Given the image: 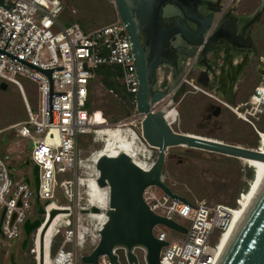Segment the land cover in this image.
Wrapping results in <instances>:
<instances>
[{
    "label": "built area",
    "instance_id": "obj_1",
    "mask_svg": "<svg viewBox=\"0 0 264 264\" xmlns=\"http://www.w3.org/2000/svg\"><path fill=\"white\" fill-rule=\"evenodd\" d=\"M64 11L62 0H3L0 3V84H13L19 89L27 113L25 120L9 128L18 136L32 140L29 160L39 167L36 193L33 182L27 183L24 176L19 179L11 177L8 161L0 156V253L10 246L12 240L23 241L26 220L37 218L38 197L45 220L49 219L54 208L67 210L57 220L48 248L44 241L42 264H79L85 247L88 244L92 248L96 246L98 231L106 221V218L101 220L93 217V213L85 212L95 206L89 201V184L92 180L97 181L99 172L95 169L96 164L82 171L86 159L79 149L80 136L97 127L93 123L94 114L87 106L92 82L98 77L97 68L119 66L121 75L118 81L133 96L134 104L139 90L135 56L126 25L117 18L92 30L82 28L77 22L63 26ZM48 70L51 71L50 77L45 72ZM22 80L33 84L35 104L27 100ZM186 82L197 88L192 80ZM245 104L253 109L264 106V76ZM167 105L163 104L166 110ZM240 106H231V109L243 118L253 114L250 110L243 114L238 112ZM143 118V114L135 111L116 126L125 132H134L141 144L148 146L142 135ZM153 163L144 161L146 168L143 169L149 170ZM63 174L70 177L58 182V175ZM58 189L67 205L57 203ZM78 196L85 199L82 205L77 204ZM143 199L155 214L188 229L182 233L162 223L154 226V235L167 243L161 249L160 264L215 263L214 252L230 225L234 207L189 199V203H185L172 198L156 185L145 189ZM96 207L103 212L108 202L104 207ZM92 220H96L93 229L90 228ZM44 226L45 221L32 231L27 244L34 264H41L40 237ZM98 262L111 264L107 255L100 256Z\"/></svg>",
    "mask_w": 264,
    "mask_h": 264
},
{
    "label": "water",
    "instance_id": "obj_2",
    "mask_svg": "<svg viewBox=\"0 0 264 264\" xmlns=\"http://www.w3.org/2000/svg\"><path fill=\"white\" fill-rule=\"evenodd\" d=\"M203 1L205 0H113L118 18L126 25L135 56L139 80V90L135 94V111L144 115L143 138L158 150V155L149 170L136 164L126 152H120L116 156L103 154L97 159V182L101 188L109 190L108 207L103 211L106 221L98 231L99 240L96 246L90 253L81 255V263L99 264V257L107 255L111 264H122L118 251L123 250L128 264H140L136 250L141 249L145 264H160L161 249L167 243L154 235V226L162 223L182 233L187 232L185 226L155 214L143 199L145 189L156 185L172 198L189 203L186 196L175 192L165 180L164 165L168 148L186 146L264 162V152L257 148L176 132L166 119V108L163 104L166 101L171 104L178 103L186 86L182 81L177 87L174 78H170L165 88L156 83L157 68L163 61L167 45L183 43L195 48L204 46L201 51L204 53L218 40L215 29L209 38L206 37L215 16L221 11V6L218 3L216 6L204 7L200 5ZM171 12L176 13L179 19L173 26L165 27L162 16L170 15ZM183 16L200 25L199 28L192 29L183 20ZM141 32L145 34L144 43L140 38ZM248 41L252 48V41ZM191 56H195V53H191ZM45 72L50 77L51 71ZM0 86L6 89L8 85L1 83ZM227 102H234L231 89ZM30 164L31 161L28 160L27 165ZM32 171L33 181L27 177L26 182H33L37 193L38 165L34 164ZM36 204L37 218L27 219L24 225L25 237L21 244L23 250L27 247L32 231L44 221L45 224L52 221L57 213L53 210L49 219L45 220L42 218L44 209L38 197ZM85 212L98 213L101 209L94 206ZM10 264H16L13 252L10 255ZM219 264H264V181L256 191L242 225Z\"/></svg>",
    "mask_w": 264,
    "mask_h": 264
},
{
    "label": "rangeland",
    "instance_id": "obj_3",
    "mask_svg": "<svg viewBox=\"0 0 264 264\" xmlns=\"http://www.w3.org/2000/svg\"><path fill=\"white\" fill-rule=\"evenodd\" d=\"M62 1L65 4L63 26L77 22L82 28L92 30L107 25L118 18L113 0ZM259 2L258 0H249L245 7L248 9L256 8L259 6ZM253 40L257 52L254 62L257 64L264 60V10L253 29ZM252 80L247 81V87L242 90L236 104H245L248 101L255 86L261 82V77L257 76L255 79L252 77ZM22 84L27 100L30 104H35L33 84L28 80H22ZM187 89L194 92H188L177 104L179 117L171 125L174 131L213 138L247 148L258 147L259 132L264 131V106L253 109L249 104L243 105L238 112L243 114V110L246 111L245 107H247L253 113L247 114L246 118H243L220 101L204 93L196 92L193 88L187 87ZM120 95L119 98L107 90L100 82L99 76L93 80L89 108L100 127H115L120 121H124L134 114L133 96L128 94L125 89L121 90ZM236 104L231 106L235 107ZM26 118L27 113L19 89L13 84H9L6 89H2L0 86V156L8 161L11 167V177L14 179H19L22 176L30 177L33 181L32 168L34 164L31 162L30 165H27L32 150V140L18 136L14 130L9 128ZM96 128L89 134L80 136V153L87 160L85 161L87 163L84 162L85 166L81 168L84 172L88 170L86 165L91 164L89 161L91 156L103 146L102 138L95 133ZM146 154L147 159L145 161L151 160L149 163H152L157 159L158 150L148 146ZM164 171L166 182L189 200L193 202L205 201L209 205L224 204L230 207L239 204L253 179V169L237 157L186 146L168 148ZM69 177V174L58 175L57 180L60 182ZM57 198L58 204H68L59 189ZM84 201L85 199L78 196L77 204L82 205ZM59 208L53 210L58 212ZM57 214L50 225L56 219ZM94 225L95 220H92L90 228ZM158 228L162 227L159 226ZM163 228L167 232H171L170 229ZM60 238L61 236L57 238L54 252L58 247ZM21 244L20 240L16 242L12 240L10 246L0 253V264H10L12 252L16 264H34L33 256L29 253L28 247L23 250ZM92 249L91 244H88L82 255L90 253ZM118 253L122 264H124L123 252L119 250ZM136 254L140 264H145L143 251L137 249ZM79 264L84 263L79 261Z\"/></svg>",
    "mask_w": 264,
    "mask_h": 264
},
{
    "label": "flooded vegetation",
    "instance_id": "obj_4",
    "mask_svg": "<svg viewBox=\"0 0 264 264\" xmlns=\"http://www.w3.org/2000/svg\"><path fill=\"white\" fill-rule=\"evenodd\" d=\"M248 1L205 0L200 3L204 7L216 6L218 3L221 6V11L215 16L212 28L206 37L209 38L215 29L218 40L204 53H201L204 46L195 48L183 43L167 45L163 53V61L157 68L156 83L165 88L170 78H174L177 87L182 81L186 85L180 101L172 105L177 107V104L188 92H194L187 89L190 87L196 92L204 93L231 108V105L236 104L242 90L246 89L248 80H252V77L255 79L257 76L261 77L262 80L264 60L257 64L254 62L257 52L253 40V29L263 13L264 0H258L260 1L259 6L253 9L245 7ZM182 18L192 29L197 30L199 28L200 25L194 24L187 17L183 16ZM177 19L179 17L174 12L162 16L165 27L173 26ZM140 38L144 43L145 34L143 32L140 33ZM248 40L252 41V48ZM191 53H195V56H191ZM187 79L192 80L197 88L187 83ZM230 89L234 99L233 103L227 102ZM165 103L171 105L168 101ZM237 105H241L240 108L243 105L246 106V104L240 103ZM245 108L248 110L247 107ZM59 216L57 214L53 223L57 222ZM121 251L123 252V263L128 264L124 251Z\"/></svg>",
    "mask_w": 264,
    "mask_h": 264
},
{
    "label": "bare ground",
    "instance_id": "obj_5",
    "mask_svg": "<svg viewBox=\"0 0 264 264\" xmlns=\"http://www.w3.org/2000/svg\"><path fill=\"white\" fill-rule=\"evenodd\" d=\"M178 117H179V112L177 108L172 107L168 104L166 110V119L170 123V125L176 122L178 120ZM93 123L94 125H97L96 128L97 130L95 131V133L102 138L103 146L100 149H98V151L94 152V154L91 156V159L89 160L91 161V164L88 163L89 165H86V167H91L92 164H96L97 159L103 154L109 156H116L120 152H126L128 155H130V157L134 160L136 164H138L142 168H146V166H144V161L145 159H147V154H146L147 147L151 145L149 144L148 146L142 145L141 140L138 139V136L134 132L132 133L125 132L122 129V127H118V126L100 127V125H98V123L95 121L94 117H93ZM200 137H204V136H200ZM257 149L259 151L264 152V131L259 132V145ZM239 160L253 169V179L250 182L249 187L247 188L239 204L232 209V220L230 222V225L222 234L218 243V247L214 252L215 255L214 264H219L221 262L222 258L224 257V254L226 253L228 247L232 243L236 233L238 232L240 226L244 221V218L247 214V211L249 209V206L256 191L264 181V162L253 159H247V158H239ZM95 169L97 170V168ZM89 185H90L89 201L93 202L95 206L101 205V207H104L105 204H107L108 202V197H109L108 188H101L96 180H92ZM66 212H67L66 208L64 207L59 208L57 212L60 215L59 218L62 217L63 214H66ZM93 217L99 218L101 220L106 218L105 214L102 211L98 213H93ZM51 222L52 221L49 220L45 224L44 228L42 229V233L40 237L41 264H42V253L44 250V241L46 243V247L48 248L50 235L56 226V223H52V225H50Z\"/></svg>",
    "mask_w": 264,
    "mask_h": 264
},
{
    "label": "trees",
    "instance_id": "obj_6",
    "mask_svg": "<svg viewBox=\"0 0 264 264\" xmlns=\"http://www.w3.org/2000/svg\"><path fill=\"white\" fill-rule=\"evenodd\" d=\"M96 73L102 85L120 98L121 90H124L118 81V77L121 75L120 67L117 65H102L97 68ZM87 106L90 107V102Z\"/></svg>",
    "mask_w": 264,
    "mask_h": 264
}]
</instances>
